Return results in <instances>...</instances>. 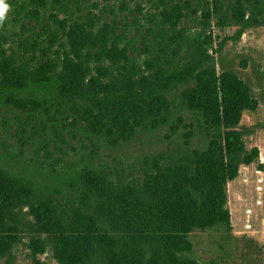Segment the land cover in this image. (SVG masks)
Listing matches in <instances>:
<instances>
[{"label": "trees", "instance_id": "obj_1", "mask_svg": "<svg viewBox=\"0 0 264 264\" xmlns=\"http://www.w3.org/2000/svg\"><path fill=\"white\" fill-rule=\"evenodd\" d=\"M85 1L6 0V19L19 18L17 33L0 25V258L25 236L57 264H200L189 235L230 231L227 184L243 166L264 169L239 129L257 102L235 73L217 72L209 32L264 27V0H148L151 12L135 3L109 19ZM160 128H182L181 144L135 176L59 171L49 150L64 133L117 146Z\"/></svg>", "mask_w": 264, "mask_h": 264}, {"label": "rangeland", "instance_id": "obj_2", "mask_svg": "<svg viewBox=\"0 0 264 264\" xmlns=\"http://www.w3.org/2000/svg\"><path fill=\"white\" fill-rule=\"evenodd\" d=\"M135 3H139L143 13L154 10L155 4L148 0H86L81 7L96 8L94 12L101 11L102 16L109 19L128 15V8L132 10ZM47 14L48 12L42 13V16L47 18ZM18 18L13 13L6 19V36L18 32L17 25L14 24ZM184 26L192 35L199 28L193 17H189ZM211 30L209 33L212 41L208 51L213 53L217 72L235 73L249 86L251 95L257 102L253 111L243 113L239 123L245 147H257L264 151V27L239 30L238 27L219 28L211 25ZM3 114L8 118L12 117L6 111ZM177 115L185 116L186 123L191 119V114L186 112L179 111ZM10 121V130L13 131V119ZM191 122L194 127L195 122ZM181 132H184L182 128L169 137L166 128L139 130L133 140L117 146H108L102 140L92 137L78 136L74 139L64 133L66 141L56 142L57 147L51 143L49 150L59 162L56 166L59 171L85 163L105 168L113 174L117 172L135 176L152 157L168 153L180 145ZM1 136L5 140L6 134H0V141L3 140ZM198 140V136L193 135L190 139L191 146L194 147ZM0 156L4 157L0 158V163H4L5 158L8 160L1 147ZM34 156V151L28 149L22 160ZM226 196L231 230L214 228L192 232L189 235L191 257L200 264H264V169L259 170L255 163L241 167L238 176L227 184ZM21 240L12 249L11 255L0 258V264H57L49 252L32 255L26 247L28 237L23 236Z\"/></svg>", "mask_w": 264, "mask_h": 264}, {"label": "clouds", "instance_id": "obj_3", "mask_svg": "<svg viewBox=\"0 0 264 264\" xmlns=\"http://www.w3.org/2000/svg\"><path fill=\"white\" fill-rule=\"evenodd\" d=\"M9 9L10 6L6 3V0H0V25L4 23Z\"/></svg>", "mask_w": 264, "mask_h": 264}, {"label": "built area", "instance_id": "obj_4", "mask_svg": "<svg viewBox=\"0 0 264 264\" xmlns=\"http://www.w3.org/2000/svg\"><path fill=\"white\" fill-rule=\"evenodd\" d=\"M263 224H264V220H263Z\"/></svg>", "mask_w": 264, "mask_h": 264}]
</instances>
